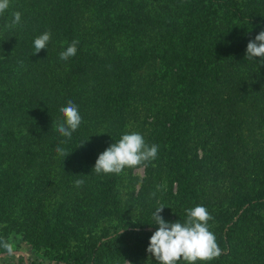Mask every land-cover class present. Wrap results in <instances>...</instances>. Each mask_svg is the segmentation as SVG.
I'll return each instance as SVG.
<instances>
[{"label":"trees","instance_id":"trees-1","mask_svg":"<svg viewBox=\"0 0 264 264\" xmlns=\"http://www.w3.org/2000/svg\"><path fill=\"white\" fill-rule=\"evenodd\" d=\"M157 2L32 4L41 23L24 31L17 51L26 54L27 82L33 90H53L44 100L47 117L32 118L34 129L49 121L62 123L63 114L55 109L69 100L78 106L83 122L67 143L57 131L58 146L70 154L65 158L56 153L55 168L73 183L69 190L75 199H60L54 220L44 217L38 224L31 238L42 255H28L26 263L20 257L22 264H106L134 258L147 250L158 228L155 209L166 206L163 218L183 223L187 210L197 206L199 192L204 207L219 210L211 213L214 221L209 224L215 225L211 231L223 254L197 264H236L226 261L233 248L238 249L236 261L263 264L261 258L248 263L245 250L252 227L264 232V65L246 58L248 42L264 31V0H176L163 14L153 8ZM21 4L19 0L17 7ZM11 19L0 16V28ZM44 32L51 33L48 49L33 55L34 40ZM74 40L76 55L62 61L59 54ZM5 41L0 34V111L3 68L9 58ZM55 43L61 47L55 49ZM60 65L68 69L57 76L55 67ZM154 68L165 72L157 82L154 74L148 76ZM173 80L178 81L170 83ZM131 129L145 132L146 142L159 150L156 166H146L148 177L136 198L123 205L117 191L121 174H97L93 169L98 156ZM3 133L0 114V143L8 141L7 129ZM15 139L17 150L29 151L32 138ZM164 156L176 160L166 171L157 166ZM77 179L84 181L81 187L75 186ZM16 185L0 172V241L9 242ZM173 186L171 195L166 190ZM159 196V206L152 207ZM136 207L141 215L130 223ZM69 211L75 220L68 221ZM105 220L117 225L94 233ZM71 242L76 244L69 248ZM5 254L0 244V255Z\"/></svg>","mask_w":264,"mask_h":264},{"label":"rangeland","instance_id":"rangeland-1","mask_svg":"<svg viewBox=\"0 0 264 264\" xmlns=\"http://www.w3.org/2000/svg\"><path fill=\"white\" fill-rule=\"evenodd\" d=\"M34 1L36 0H22L21 6L17 7V2L19 3V0H11L10 8L3 15L7 18L13 17L11 13H14L13 10L15 8H19L18 11L22 14L23 23L15 28L6 29L5 25L9 23L7 21L3 22L0 28V34L6 39L4 44L6 53L9 54L7 63L3 68L4 73L2 74L3 84L1 85V96L4 108L0 111L2 133L7 129L8 134H6V139L8 141L0 143V172L4 173L9 178L15 179L17 182V191L13 195L14 214L10 217L9 224H11V226L8 228L9 243L14 245V250L11 255H0V264H22L21 258L25 262L28 255L33 257L41 256L43 250L36 249L35 243L32 242V233L36 230L38 224L46 220L44 217H50L51 221L54 220V211L60 199L64 197L67 203L75 199V195L69 190L73 183L66 182L62 173L55 168L57 161L55 158V149L58 146L56 121H49L45 125H42L41 128L34 129L36 123L32 120V118L37 119L38 115L41 116V114L47 117L45 111L47 106L44 100L48 95L46 93L50 91L51 88L50 86H46L45 94L33 90V87L27 82V77H29L28 68L30 67H27V63L24 60L26 54H22L20 50L17 51L18 42L23 37L24 31H28L32 29L33 26H36L37 23H41L36 14H34V8L32 7ZM175 2L176 0H158L153 8H155L156 13L163 14L168 10V6ZM169 10H172V8H169ZM13 30L15 31L11 34ZM5 33L8 34V37L4 35ZM59 46L61 47L59 43H55V49H58ZM67 69L66 66H56L54 73L57 76L60 74L63 75ZM148 73L149 71L147 69V71L141 74V77H146ZM164 73L163 68L162 70L154 68L148 76L154 74L157 77V82ZM177 81L178 80H173L170 83H175ZM60 102V100H57L56 105H59ZM59 109L60 108H57L55 110ZM38 122L39 124L41 123L39 120ZM131 132L139 133V131L135 129L128 131V133ZM141 134L146 140V133L141 132ZM21 137H29L33 140L28 152L17 150L14 145L16 142L15 138L18 139ZM8 142H11L12 145L10 146ZM36 143L38 144L34 145ZM40 146L42 150L37 149ZM190 156L192 155L190 154ZM153 161L149 162L151 168L156 166ZM175 163L176 160L173 156H164L159 160L157 166H160L162 171H166V167L169 169ZM146 166H140L135 169L126 168L124 173L121 174L117 191L123 205H128L130 203V198H136L139 193L142 181L148 177ZM174 186L168 188L166 192L173 195L176 191ZM169 197L171 198L170 195ZM199 197L201 198V192H199ZM199 199L196 200L197 206H203L201 202L202 198ZM152 202V207L159 206L160 196L156 197ZM205 208L210 214L219 211L212 205ZM70 212L71 211L67 213L70 214L67 219L68 221H73L75 218ZM30 214L32 216H30ZM140 215L141 210L136 207V209L131 212V217H129V219H131L129 222H134V219H137ZM39 217H41L42 220H36ZM132 217H134V219ZM34 219L36 221H34ZM33 222L35 228L32 226ZM116 225L114 220L102 221L97 225L94 233L100 234L106 227L112 229L113 226ZM210 225V230H213L215 226L214 223H210ZM246 237L249 242V246L245 250L247 253V262L253 261L252 258H254V260L261 258L262 260L260 261L264 264V232H262L261 229L259 230L258 228L252 227ZM75 242L77 243V241ZM75 242H71L69 248L74 247V244H76ZM242 249H244V247ZM237 252L238 249L233 248L232 253H227L226 261L244 264V258H239L238 261L235 260V256L238 254ZM106 264H158V262L155 260L154 256H150L147 250H145L134 258L117 260L113 263Z\"/></svg>","mask_w":264,"mask_h":264},{"label":"clouds","instance_id":"clouds-1","mask_svg":"<svg viewBox=\"0 0 264 264\" xmlns=\"http://www.w3.org/2000/svg\"><path fill=\"white\" fill-rule=\"evenodd\" d=\"M10 5L11 0H0V16L10 8ZM12 16L13 19L5 25L6 29L15 28L23 23L22 14L19 11L12 13ZM50 41V32H44L35 38L33 55L48 49ZM77 44L78 41L74 40L66 50L59 54V58L62 61H67L74 57L77 53ZM246 58L258 60L261 65H264V31L257 34L254 40L248 42ZM60 112L63 114L64 121L56 125V130L67 138L63 141V143H67V140H70L72 134L81 126L83 118L78 106L72 100L67 102V106L60 108ZM158 150L159 146L149 145L142 134L138 132L126 133L98 156L93 171L97 174L120 175L126 168L135 169L146 166L157 158ZM55 151L59 156L65 158L70 154L59 146ZM83 184L82 179L75 181L76 187H81ZM165 207L161 205L153 212V220L158 228L150 237L147 248V252L150 256L155 257L158 264H197L198 261H213L223 254L215 234L210 230L209 221L214 218L204 206L198 205L188 209L187 219L183 223L167 222L161 215ZM0 244L8 254L13 253L14 245L12 243L0 241Z\"/></svg>","mask_w":264,"mask_h":264}]
</instances>
